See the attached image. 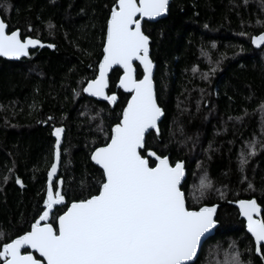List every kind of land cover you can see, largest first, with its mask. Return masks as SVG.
Returning a JSON list of instances; mask_svg holds the SVG:
<instances>
[{
  "label": "trees",
  "instance_id": "obj_1",
  "mask_svg": "<svg viewBox=\"0 0 264 264\" xmlns=\"http://www.w3.org/2000/svg\"><path fill=\"white\" fill-rule=\"evenodd\" d=\"M111 3L0 0V17L9 31L54 45L17 62L0 58L4 240L28 230L43 207L54 128L64 129L56 179L63 180L66 202L98 186L101 171L90 154L105 142L129 98L117 89L119 70L110 74L107 90L117 96L114 106L81 91L97 74ZM142 31L149 37L155 94L164 113L161 135L153 132L147 142L171 162H185L189 207L218 206V227L203 244L197 264H218L233 241L244 261L264 264L236 208V201L254 199L264 217V46L251 43L252 36L264 32V0H169L167 17L144 23ZM137 77H142L139 66ZM253 139L255 155L241 172L240 153ZM205 172L213 187L201 197L199 178Z\"/></svg>",
  "mask_w": 264,
  "mask_h": 264
},
{
  "label": "snow or ice",
  "instance_id": "obj_2",
  "mask_svg": "<svg viewBox=\"0 0 264 264\" xmlns=\"http://www.w3.org/2000/svg\"><path fill=\"white\" fill-rule=\"evenodd\" d=\"M167 6L168 0H112L99 72L84 82L81 91L109 104L116 102V94L108 95L105 89L109 70L119 66L123 72L118 87L130 96L105 142L90 154L102 170L98 186L88 195L66 202L63 180L55 178L64 129L54 128L43 207L22 234L4 240L0 233V264H197L204 242L217 227V206L189 207L185 162H171L147 142L153 131L157 137L161 135L158 121L164 113L153 88L149 37L142 31V20L165 14ZM251 43L264 46V32L252 36ZM38 44L37 39L22 37L18 29L9 31L0 18V57H26L29 47ZM138 66L143 68V78L137 77ZM245 147L247 151L242 149L239 156L241 172L248 157L255 155L256 140ZM212 187L205 172L199 178L200 196ZM236 204L247 222L255 252L264 260L261 208L254 199H240ZM56 206L60 208L54 213ZM241 255L233 241L218 264H252Z\"/></svg>",
  "mask_w": 264,
  "mask_h": 264
},
{
  "label": "water",
  "instance_id": "obj_3",
  "mask_svg": "<svg viewBox=\"0 0 264 264\" xmlns=\"http://www.w3.org/2000/svg\"><path fill=\"white\" fill-rule=\"evenodd\" d=\"M168 7H169V0H168V6H167V11H166V13L163 14V15H161V16L155 17L154 19L144 18V19L142 20V27H143V24H144V23H156V22H158V21H161V20L165 19V18L167 17V15H168ZM0 18H1V17H0ZM7 27H8V26H7ZM28 38H31V37H28ZM32 39H35V38H32ZM37 40H38V39H37ZM40 45H43V47H41ZM43 48H50V50H53V47H48L47 44H43V43L40 42V44L36 45L35 47L30 46L29 49H28V51L30 52V51H33V50H36V49H43ZM256 48H257V47H256ZM102 55H103V53H102ZM0 58L4 59L5 61H8V62H17V61L23 59L24 57H20V58H18V59H17V58H9V57H0ZM101 59H102V57H101ZM101 59H100V60H101ZM134 64H135V65H138V62H134ZM139 67H140V69H141V71H142V77H141V78H143V68H142V66H139ZM114 70H119V71L121 72V75H122L123 70L120 69L119 66H113V68L110 69L109 72H108V81H109V76H110V74H111ZM98 72H99V68H98V65H97V74H98ZM154 72H155V65L153 64V68H152V79H153V76H154ZM118 84H119V80H118V83H117V89H119L122 93L127 94V95L130 96L129 93L125 92L122 88L118 87ZM108 85H109V83H108ZM153 88H154V92H155V86H154V83H153ZM107 90H108V87L105 89L106 94H108V93H107ZM84 96L87 97L88 99L94 100V101L99 102V103H106V104H108V105L111 106V107L114 106L115 103H116V102H114V103H112V104H109L107 101L103 100V98H100V97H93V96H90V95L87 94V93H84ZM126 103H127V102H126ZM125 106H126V104H125ZM162 117H163V116H162ZM162 117L160 118V121H158V125H159V123L161 122ZM153 132H154V131H153ZM154 133H155V132H154ZM90 160H91V158H90ZM91 163L99 169V167H98L97 165H95L94 162H93L92 160H91ZM58 170H59V167H58ZM99 170H100V169H99ZM100 171L102 172V170H100ZM57 174H58V172H57ZM55 178H56V177H55ZM47 186H48V177H47L46 188H47ZM216 206H217V205H216ZM56 207H57V206H56ZM236 208H237L238 213H239V208H238L237 204H236ZM217 209H218V206H217ZM217 209H216V213H217ZM216 213H215V218H216ZM239 216H240V219L244 222L245 231H246L247 235L251 238V234L247 232V227H246L247 222H246L245 218L242 217L240 214H239ZM217 227H218V224H217ZM217 227H216V229H217ZM216 229L213 230V232H212V234L210 235V237L213 236V234H214V232L216 231ZM251 240H252V239H251ZM206 241H207V240H206ZM206 241H205V242H206ZM252 241H253V244H254V247H255L254 240H252ZM205 242H204V243H205ZM255 253H256V252H255ZM36 255H37V257H38L39 254L37 253ZM256 255H257V254H256Z\"/></svg>",
  "mask_w": 264,
  "mask_h": 264
}]
</instances>
